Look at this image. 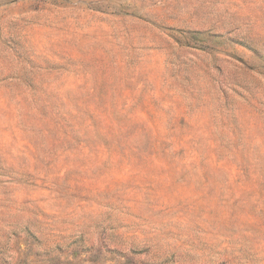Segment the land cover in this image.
I'll return each mask as SVG.
<instances>
[{
  "label": "rangeland",
  "instance_id": "obj_1",
  "mask_svg": "<svg viewBox=\"0 0 264 264\" xmlns=\"http://www.w3.org/2000/svg\"><path fill=\"white\" fill-rule=\"evenodd\" d=\"M0 264H264V0H0Z\"/></svg>",
  "mask_w": 264,
  "mask_h": 264
}]
</instances>
